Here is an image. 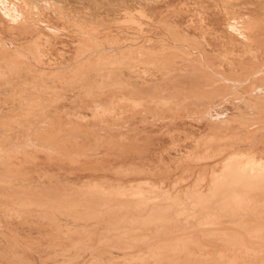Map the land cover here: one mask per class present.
Masks as SVG:
<instances>
[{
	"label": "bare ground",
	"instance_id": "1",
	"mask_svg": "<svg viewBox=\"0 0 264 264\" xmlns=\"http://www.w3.org/2000/svg\"><path fill=\"white\" fill-rule=\"evenodd\" d=\"M4 1L0 264H264V0Z\"/></svg>",
	"mask_w": 264,
	"mask_h": 264
},
{
	"label": "rangeland",
	"instance_id": "2",
	"mask_svg": "<svg viewBox=\"0 0 264 264\" xmlns=\"http://www.w3.org/2000/svg\"><path fill=\"white\" fill-rule=\"evenodd\" d=\"M3 1H4V0H3ZM38 1H40V3H42V2H41L42 0H38ZM128 1H136V0H128ZM137 1H140V2H141V1H144V0H137ZM4 2H5V1H4ZM43 2H44V0H43ZM0 7H5V5H3V4L1 3V0H0ZM53 19H54V18H53ZM67 44H68V45H67ZM58 46L60 47V49H61V48H64V49H66V50L69 49V47H68V46H69V43H68V42H67V43H64V42H63V45L61 44V45H58ZM69 53H70V52H69Z\"/></svg>",
	"mask_w": 264,
	"mask_h": 264
}]
</instances>
